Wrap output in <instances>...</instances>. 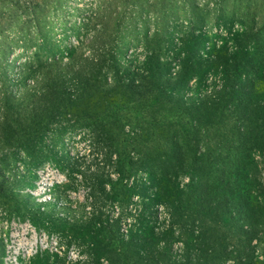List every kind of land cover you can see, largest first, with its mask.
Returning <instances> with one entry per match:
<instances>
[{
	"label": "rangeland",
	"instance_id": "obj_1",
	"mask_svg": "<svg viewBox=\"0 0 264 264\" xmlns=\"http://www.w3.org/2000/svg\"><path fill=\"white\" fill-rule=\"evenodd\" d=\"M163 1H171L172 7L159 12L153 8L142 11L144 18L139 24L141 28L163 25L168 29L167 61L172 75L180 68L181 55L176 48L179 34L191 30L202 34V53L212 56L214 47L232 46L233 40L249 28L253 12L259 19L264 15V0H253L246 12L233 9L232 0L218 5L215 0H187L186 4L185 0ZM95 2L56 0L52 11L49 6L46 11L38 10L37 18L30 19L29 29H41L43 37L29 48L20 42L12 46L9 43L10 38L21 37L24 17L15 18L10 28L12 18L5 13L12 6L7 4L0 11V264H128L125 254L138 264H204L200 250L190 247L189 240L199 241L201 227L206 226L203 217L211 216L202 210L197 218L187 213L181 216L179 208H200L201 204L220 209L209 200L208 193L198 195L197 201L189 194L190 183L196 194L203 190L193 177H200L199 167L206 165L205 161L198 158L195 166L180 171L178 177L169 162L170 178L162 180V174L156 176V172L150 174L141 165L129 163L126 155L104 142L117 136L119 143L127 145L129 156L138 159L130 144L137 129L131 123L124 125L126 133L116 134L111 128L100 136L94 120L73 114L70 108L59 110L58 104H53L55 113L43 120L31 117L33 106L39 110L45 99H55L46 91L54 72L42 66L69 59L87 63L100 48L92 34L99 27L100 11L106 10L104 0ZM146 49L137 35L129 48L122 47L119 61L137 66ZM36 50L39 59L34 56L32 73L24 75L29 82L26 86L18 80L23 76L22 62ZM186 77L190 78L188 88L183 89L186 95L220 84V73L212 68L205 74V85L197 75ZM26 88L30 92L22 95ZM20 112V121H44L46 129L16 133L15 126L10 127L19 123L16 118ZM180 153V160L187 165L191 152L185 147ZM261 174L264 178V168ZM212 182L209 188L221 200L223 191ZM177 185L185 191L181 199ZM257 191V202L264 207V187ZM254 259L263 264L264 243H257ZM208 260L214 263V259Z\"/></svg>",
	"mask_w": 264,
	"mask_h": 264
},
{
	"label": "trees",
	"instance_id": "obj_2",
	"mask_svg": "<svg viewBox=\"0 0 264 264\" xmlns=\"http://www.w3.org/2000/svg\"><path fill=\"white\" fill-rule=\"evenodd\" d=\"M95 1L91 0V3ZM104 1L106 11H100L99 27H95L92 34L100 42V48L87 63L78 64L69 59L43 65L42 69L54 72L46 91L55 95V99H45L39 110L33 106L31 117H43L40 119L43 120L55 113L56 107L59 110L70 108L73 114L94 120L100 136L112 129L116 134L119 131L126 133L124 125L131 123L137 129L130 144L137 151L138 159L129 156L127 145L119 143L117 136L104 142L113 151L126 155L129 163L141 165L150 174H162V180L170 178L169 162L173 163L178 177L180 171L195 166L198 158L205 161L206 165L199 167L200 177H193L203 190L196 194L190 183L189 194L197 201L198 195L204 197L208 193L209 200L217 203L220 209L201 204L200 208H179L181 216L187 213L197 218L201 215L200 210L211 216L203 217L206 226L201 227L202 238L200 235L199 241L189 240L190 247L200 250L204 264H224L227 260L232 264H257L254 248L257 243H264V235H261L264 232V207L257 202L260 198L257 189L264 187L261 174L264 168V15L259 19L253 12L249 28L233 40L232 46L214 47L212 56L202 53V34L192 30L188 34H179L176 48L181 55L180 68L172 75L167 61L168 29L163 25L141 28L139 24L144 18L142 11L153 8L159 12L171 8L172 2ZM223 1L215 0V5ZM254 1L232 0L231 5L233 9L245 11ZM7 4L12 6L5 13L12 18L10 28L19 17H24L26 25L21 26V37H12L9 43L12 46L20 42L29 48L43 37L41 29H29L30 19H36L38 10L46 11L48 6L52 11L57 3L56 0H0V11L6 9ZM137 35L147 47L145 55L137 66L121 64L118 54L122 47L129 48ZM27 56L22 62L23 76L18 78L26 86L29 82L24 75L32 73L34 56L39 59L37 50ZM211 68L220 73V84L211 90L205 88L200 93L186 95L190 79L186 76L197 75L205 85V74ZM22 90V95L30 92L27 88ZM8 91L9 87L5 93ZM19 114L16 118L19 123L10 127L14 129L15 126L16 133H37L46 129V122L20 121L23 116L21 112ZM185 147L191 152V161L187 165L180 160L183 156L180 151L183 152ZM210 180L223 191L221 200L216 191L209 188ZM175 189L178 198L185 192L179 185ZM124 257L128 264H138L129 260L128 254ZM210 258L214 263L209 262Z\"/></svg>",
	"mask_w": 264,
	"mask_h": 264
}]
</instances>
